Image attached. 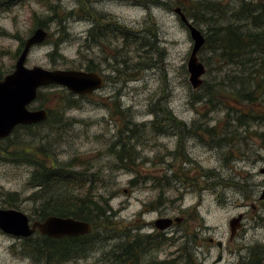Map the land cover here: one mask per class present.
I'll return each instance as SVG.
<instances>
[{
  "label": "rangeland",
  "instance_id": "obj_1",
  "mask_svg": "<svg viewBox=\"0 0 264 264\" xmlns=\"http://www.w3.org/2000/svg\"><path fill=\"white\" fill-rule=\"evenodd\" d=\"M54 1L56 14L41 0L0 5V76L44 17L47 36L30 46L25 65L86 69L88 63L102 72L103 84L83 95L55 83L39 87L28 107L47 108L53 121L16 126L0 139V207L18 208L30 221L40 218L39 197L32 194L38 187L29 182L32 159L69 162L75 171L95 172L92 199L107 208L112 227H90L93 241L82 254L48 263L31 250L41 233L23 237L0 229V264H108L111 245L132 234L150 242L138 253L140 264H243L253 248H264V198H258L264 87L258 98L241 103L224 94L238 90L258 65L234 66L209 41L214 28L218 33L228 22L250 28L236 18L239 0H211L217 4L200 20L185 13L208 39L196 52L204 71L195 88L186 69L192 40L173 10L186 11L188 0ZM55 15L63 17L61 24ZM94 25L92 37L87 30ZM69 98L76 104L66 107ZM43 144L47 152H36ZM123 145L130 160L117 158ZM238 212L240 225L229 238L228 219ZM160 215L181 219L155 231L148 222Z\"/></svg>",
  "mask_w": 264,
  "mask_h": 264
},
{
  "label": "trees",
  "instance_id": "obj_2",
  "mask_svg": "<svg viewBox=\"0 0 264 264\" xmlns=\"http://www.w3.org/2000/svg\"><path fill=\"white\" fill-rule=\"evenodd\" d=\"M4 1L6 2L7 0H0V5L5 3ZM11 1L15 2L19 0H9V2ZM41 2L47 9L52 10L53 14H56V7L58 6L56 1L41 0ZM215 4L217 3L211 0H188L184 4V9L186 10L184 13L191 16L194 20H200L203 18L204 9L207 10V6L211 8V6ZM69 13H71V10L66 11V15ZM236 14V18L247 22L250 28L242 30L241 28L244 24L236 25L228 22L224 24L218 33L217 28H214V33H212V36L214 34L213 40L209 41L213 49L222 50L221 58L234 66L249 64V67L252 68V65L257 62L258 67L252 69L253 76L251 78L247 80L240 79L242 83L240 87H238V90H231V92L224 93L230 99L241 103L242 101H252L257 96L259 97L264 87V0H257L256 2L239 0ZM47 18H51V16H47ZM62 18L63 17L57 16L58 24H61ZM209 18L210 17H206V19ZM44 20V17L37 18V26L44 27ZM261 25L262 28L259 27ZM94 27L95 25L87 30V33L92 37L94 34L92 33ZM120 32L123 35L128 33L125 30H120ZM206 40L208 39L204 37V42ZM204 42L202 44H204ZM54 46L55 48L57 47L56 42ZM251 52H255L256 55L251 57ZM252 59H254V61H252ZM86 69H92V67L87 63ZM251 84L252 88H250ZM39 93L40 91L38 90L37 95ZM75 104L76 102L73 99L69 98L66 100V107ZM47 111V118L40 122L45 123L48 120L53 121L50 120V112L48 109ZM34 124L35 123L18 124L16 126L28 127ZM56 128H59V125H57ZM260 133H262V131ZM46 147L45 144L39 145L41 149H37L36 152L46 153ZM23 148V153L29 149ZM128 150L129 147L125 150V145L121 146V148L116 151L117 158L120 160H125L126 158L130 160L133 158V155L129 154ZM32 162L34 163V169L30 175L29 182L38 187L32 192L36 198L39 197L38 204L35 207L38 217L43 218L48 214L69 215L89 221L92 228L97 225L104 226L105 228L112 227V219L109 217L110 214L104 213L107 208L105 209L101 200L92 199L94 194L91 192L90 186H92L93 182L97 181L95 172L86 173L81 170L75 171L69 167L71 165L69 162L65 165L58 166H55L53 162L47 164L44 159H32ZM178 172L181 171L178 170ZM168 178L170 177L165 175V179L168 180ZM75 185L82 186L85 190H79L80 193H73L70 189H67ZM60 186L66 189L60 190ZM93 232L90 229L84 234L63 235L60 237H51L41 233L39 239L32 241L31 250L43 257L47 263L52 261L60 262L82 254L85 249L91 245L93 239H91L90 236ZM143 241L145 243L141 241L138 235L132 234L131 237H124L122 240L114 242L110 248L108 264H140L138 261V253L146 243H150L146 242L144 239ZM243 264H264V248H253Z\"/></svg>",
  "mask_w": 264,
  "mask_h": 264
},
{
  "label": "water",
  "instance_id": "obj_3",
  "mask_svg": "<svg viewBox=\"0 0 264 264\" xmlns=\"http://www.w3.org/2000/svg\"><path fill=\"white\" fill-rule=\"evenodd\" d=\"M173 10L179 20L185 25L192 40L190 52L186 60L188 81L192 88L201 83L200 75L204 65L197 59L196 52L204 42L202 31L196 27L185 15L179 6ZM47 36V30L36 26L23 40L21 49L17 54L13 67L0 77V139L6 137L18 124H32L43 121L48 116L45 107H28L36 97L39 87L50 83L66 87L72 94L83 95L99 88L103 84L102 72L92 69L52 67L46 68L38 64L25 65L27 52L35 43L41 42ZM264 173V165L259 167ZM258 198H264V186L260 189ZM241 212L228 219L229 238H231L240 225ZM180 216L160 215L154 218L153 225L164 229L173 222H180ZM90 222L69 215L48 214L41 219L29 220L20 209L14 207H0V229L4 232L30 236L35 230L51 237L63 235L84 234L90 230ZM221 246L219 239L215 240ZM218 254L215 261L218 260Z\"/></svg>",
  "mask_w": 264,
  "mask_h": 264
},
{
  "label": "flooded vegetation",
  "instance_id": "obj_4",
  "mask_svg": "<svg viewBox=\"0 0 264 264\" xmlns=\"http://www.w3.org/2000/svg\"><path fill=\"white\" fill-rule=\"evenodd\" d=\"M168 216H170V215H168ZM173 216H174V215H172L171 217H173ZM155 217H156V216H155ZM155 217H154V218H155ZM241 217H242V215H241ZM154 218H152L148 223H150V224L154 227L155 231H157V230H159V231H163V230H165L166 228H168V227L172 224V223H171L168 227H166V228H164V229H160V228H157V227H155V226L153 225V220H154ZM38 219H39V218H38ZM209 240H211V238H209ZM221 246H222V244H221ZM221 246H218V247L221 248ZM167 260H169V259H167Z\"/></svg>",
  "mask_w": 264,
  "mask_h": 264
}]
</instances>
